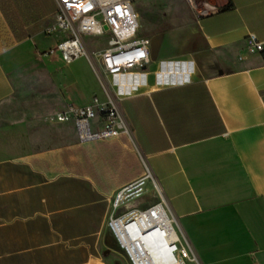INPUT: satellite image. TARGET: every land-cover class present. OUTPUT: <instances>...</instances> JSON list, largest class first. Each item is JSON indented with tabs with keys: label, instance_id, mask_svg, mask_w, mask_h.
Wrapping results in <instances>:
<instances>
[{
	"label": "crops",
	"instance_id": "crops-1",
	"mask_svg": "<svg viewBox=\"0 0 264 264\" xmlns=\"http://www.w3.org/2000/svg\"><path fill=\"white\" fill-rule=\"evenodd\" d=\"M206 2L216 9L198 26L217 72L165 80L176 70L151 57L114 75L132 136L84 142L73 124L71 142L42 146L43 117L107 95L84 74L62 89L47 69L64 63L47 53L65 36L48 31L56 0H0V264H116L112 200L147 168L198 264H264V51L246 42H264V0ZM155 199L150 187L119 212Z\"/></svg>",
	"mask_w": 264,
	"mask_h": 264
},
{
	"label": "built area",
	"instance_id": "built-area-1",
	"mask_svg": "<svg viewBox=\"0 0 264 264\" xmlns=\"http://www.w3.org/2000/svg\"><path fill=\"white\" fill-rule=\"evenodd\" d=\"M187 1L197 7L199 16L216 9L207 2L198 8L195 0ZM56 2V22L48 31L58 30L65 36L55 49L47 53L58 52L66 64L87 57L107 93V100L94 96L87 104L69 102L49 120L72 122L79 139L84 142L112 140L123 134L132 136L130 125L116 99L110 95L104 76L109 78L141 71L151 62L150 39L140 33L141 13L135 0ZM92 36L104 39L103 48L94 56L88 52L86 40ZM246 42L250 51H264V42L255 34H250ZM150 187L156 193L155 200L119 212L124 205L144 197ZM112 206L117 211L109 217L107 227L129 264H188L197 261L149 168L144 175L115 193Z\"/></svg>",
	"mask_w": 264,
	"mask_h": 264
},
{
	"label": "rangeland",
	"instance_id": "rangeland-1",
	"mask_svg": "<svg viewBox=\"0 0 264 264\" xmlns=\"http://www.w3.org/2000/svg\"><path fill=\"white\" fill-rule=\"evenodd\" d=\"M207 0H195L198 8ZM212 3L218 0H209ZM141 13L140 33L150 39L152 51V65L159 69L171 68L177 73L164 77L165 80L185 79L189 70L212 74L218 71L215 56L210 51L198 26L199 12L197 7L192 6L187 0H135ZM88 52L94 56L103 48V38L87 37ZM99 43V44H97ZM58 54V53H56ZM52 55V54H51ZM95 58V57H94ZM55 60V59H54ZM95 61L97 59L95 58ZM47 69L54 74V79L63 89L65 84L77 80L81 75H86L89 90L96 89L98 95L103 96L105 89L97 74H93V67L87 57L70 65L54 61L49 64L45 61ZM98 63V62H97ZM105 82L110 95L116 98L113 84L116 76L106 78ZM65 94L71 95L77 102L82 101V94L77 86L64 90ZM106 93V92H105ZM107 94V93H106ZM40 128L34 129V133L46 137L47 142L42 146H53L71 142L75 128L72 122L52 123L47 116L43 117ZM140 200L131 205L139 204ZM114 255L117 257L116 264H129L114 241ZM188 264H198L197 261H189Z\"/></svg>",
	"mask_w": 264,
	"mask_h": 264
},
{
	"label": "water",
	"instance_id": "water-1",
	"mask_svg": "<svg viewBox=\"0 0 264 264\" xmlns=\"http://www.w3.org/2000/svg\"><path fill=\"white\" fill-rule=\"evenodd\" d=\"M146 67L144 66L143 69H145Z\"/></svg>",
	"mask_w": 264,
	"mask_h": 264
}]
</instances>
